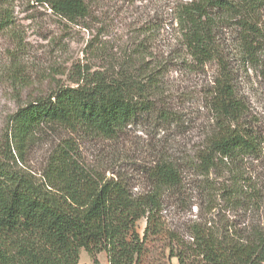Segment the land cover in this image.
<instances>
[{"label": "trees", "instance_id": "16d2710c", "mask_svg": "<svg viewBox=\"0 0 264 264\" xmlns=\"http://www.w3.org/2000/svg\"><path fill=\"white\" fill-rule=\"evenodd\" d=\"M0 0V32L9 27ZM53 15L79 25L90 17L99 0H33ZM264 0H188L173 8L174 23L187 55L198 67L216 66L207 108L212 125L194 156L182 164L158 153L141 172L149 189L134 194L124 178L106 169L105 159L88 162L73 141L58 144L47 157L39 177L18 167L10 147L0 156V264H78L85 252L92 264L105 253L108 264H142L145 245L164 233L160 214L166 193L183 191V167L197 180L195 188L211 206L216 197L231 206L262 200L263 192L238 170L245 159H264V130L249 118V107L238 95L231 61L219 36L231 30L236 36L238 68L264 72ZM131 67L115 77L90 76L78 70L74 86L58 87L37 97L13 115L11 145L22 160L43 128L61 127L88 140L111 144L110 158H119L118 146L128 131L153 115L170 123L167 110L154 101L161 66L149 74H130ZM234 164L229 185L210 179L219 166ZM182 166V167H181ZM111 171L112 177H106ZM183 202V199H182ZM212 210V208H211ZM145 220L141 236L138 222ZM189 242L169 232L168 254L178 264H264V225L244 230L215 223L194 222Z\"/></svg>", "mask_w": 264, "mask_h": 264}, {"label": "rangeland", "instance_id": "374dc122", "mask_svg": "<svg viewBox=\"0 0 264 264\" xmlns=\"http://www.w3.org/2000/svg\"><path fill=\"white\" fill-rule=\"evenodd\" d=\"M185 1L99 0L83 25L61 20L33 0L6 4L9 27L0 32V156L8 145L18 167L39 177L52 150L70 140L83 160L96 163L105 159L104 167L121 175L136 195L149 189L141 170L151 165L158 153L167 152L181 165L187 163L212 125L207 98L216 66L198 67L186 53L173 16L174 6ZM262 17L264 20V9ZM219 40L232 63L237 93L249 107L250 121L264 130V73H245L238 68L236 36L231 30H222ZM160 66L153 101L158 110H167L171 121L161 125L154 115L143 118L117 147L119 158H110L111 144L52 126L36 134L22 160L17 159L10 139L12 118L31 99L46 97L58 87L74 86L78 70L109 78L121 73L123 67H131L130 74L147 75ZM237 168L263 192L257 206H231L218 196L208 206L194 186L197 180L184 166L183 191L178 196L170 192L164 196L160 214L164 233L147 241L142 264H178L169 257L166 238L173 232L178 241L188 243L194 222L213 221L242 231L250 225H264V159H245ZM234 170L232 163L219 166L210 179L226 187ZM111 171H106V177H112ZM145 226V220L137 224L141 236ZM97 260L108 264L105 253ZM78 264L92 261L81 252Z\"/></svg>", "mask_w": 264, "mask_h": 264}]
</instances>
